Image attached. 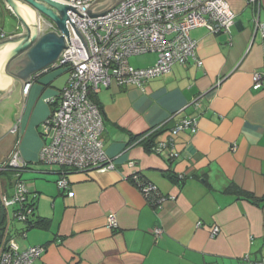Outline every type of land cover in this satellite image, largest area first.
I'll return each instance as SVG.
<instances>
[{"label": "crops", "instance_id": "0c3cea01", "mask_svg": "<svg viewBox=\"0 0 264 264\" xmlns=\"http://www.w3.org/2000/svg\"><path fill=\"white\" fill-rule=\"evenodd\" d=\"M117 1L99 0L97 8ZM228 2L236 16L230 35L203 28L191 33L203 67L194 61L175 65L143 89L113 85L97 96L105 126L101 139L116 169L72 173L69 192L58 187L61 169L39 159L50 143L43 124L57 108L69 74L48 69L20 83L24 107L0 138V166L18 146L28 165L21 179L36 203L33 220L44 224L15 229L16 208L12 218L9 208L2 209L4 239L20 251L44 246L34 264H264V89H252L254 75L264 76V38L255 35V19L264 23V0L257 17L245 0ZM51 25L46 32L56 31ZM154 64L150 60L145 67ZM193 117L197 133L173 138L179 160L154 153L152 142L168 141L180 121ZM136 172L175 199L161 209L149 206L129 180ZM14 183L12 173H1L0 194L12 195ZM111 214L118 229L107 226ZM156 228L163 230L160 239Z\"/></svg>", "mask_w": 264, "mask_h": 264}, {"label": "built area", "instance_id": "2783aa9c", "mask_svg": "<svg viewBox=\"0 0 264 264\" xmlns=\"http://www.w3.org/2000/svg\"><path fill=\"white\" fill-rule=\"evenodd\" d=\"M57 1L76 8L84 16L82 18L73 11L68 12L71 21L87 41L91 55L89 58L82 40L71 22H67L70 36L66 38V49L48 69H64L69 79L60 94L57 108L43 124V136L49 137L50 143L42 147L39 159L46 165L61 169L58 187L61 191L69 192L68 177L72 173L110 172L116 169L101 139L105 130L103 115L91 96L97 97L113 85L143 89L151 80L169 74L173 66H186L190 61L203 67V62L197 57L198 43L192 39V31L203 28L213 35H230L236 16L228 0H124L104 15L95 16L90 14V10L99 0ZM245 1L257 9V17L262 0ZM50 29H55L54 25ZM258 33L264 38V23L260 22L259 17L255 19V35ZM3 39H6V35L0 27V40ZM147 54L157 56L152 67L135 69L130 65L131 57ZM30 86L25 85V93H28ZM252 89H264L263 75H254ZM194 106L198 107V102ZM157 130L147 133L141 141L150 138ZM197 130V118L184 119L172 129L168 141H157L152 149L156 154L166 152L168 160L174 163L181 156L175 149L173 138L187 131L195 134ZM129 166L134 169L135 163ZM27 167L18 146L7 162L0 166V174L7 172L15 177L13 194H0V208L17 207L14 219L22 224L33 212L29 207V188L21 179ZM179 178L184 179L183 176ZM129 180L154 209H161L167 201L175 199L165 197L138 172ZM107 226L112 230L118 229L115 215H109ZM154 234L160 239L163 230L156 228ZM218 234L219 229H215L213 235ZM45 251L44 246L20 251L14 241L6 240L0 246V264H34ZM244 264L255 263L246 261Z\"/></svg>", "mask_w": 264, "mask_h": 264}, {"label": "water", "instance_id": "95a60500", "mask_svg": "<svg viewBox=\"0 0 264 264\" xmlns=\"http://www.w3.org/2000/svg\"><path fill=\"white\" fill-rule=\"evenodd\" d=\"M1 1L19 20L21 33L0 40V138L21 116L24 98L20 83L30 82L34 75L54 65L66 49V38L70 36L67 22H71L91 58L87 41L68 15L69 11H73L83 18L76 8L57 0ZM122 1L104 10H99L96 3L90 14L104 15ZM47 23L54 25L56 31L46 32ZM5 214L2 210V221Z\"/></svg>", "mask_w": 264, "mask_h": 264}, {"label": "rangeland", "instance_id": "374dc122", "mask_svg": "<svg viewBox=\"0 0 264 264\" xmlns=\"http://www.w3.org/2000/svg\"><path fill=\"white\" fill-rule=\"evenodd\" d=\"M0 27L3 28V32L5 33L6 38H10L11 35L17 34L19 31H21L19 20L4 5V3L1 0H0ZM150 60H155L156 62L157 56L152 54L135 56L129 59V63L135 69H143L146 68L145 66ZM13 211H14L13 207H10L9 218L13 217ZM12 224H13V228L15 229H20L22 227V223L19 222L18 223L13 222Z\"/></svg>", "mask_w": 264, "mask_h": 264}, {"label": "trees", "instance_id": "16d2710c", "mask_svg": "<svg viewBox=\"0 0 264 264\" xmlns=\"http://www.w3.org/2000/svg\"><path fill=\"white\" fill-rule=\"evenodd\" d=\"M61 70V69H60ZM60 70H58V71H60ZM91 98L93 99V101L98 105V107H99V109H100V105H99V103H98V101H97V97H95V96H91ZM100 111H101V109H100ZM152 137V136H151ZM145 141H147V140H145ZM145 141H143V142H145ZM156 145V142L154 141V142H152L151 143V149L154 147ZM41 162V161H40ZM42 163V162H41ZM42 164H44V163H42ZM44 165H46V164H44ZM49 166H51V165H49ZM56 167H58V166H56ZM59 168V167H58ZM27 169H28V167H27ZM61 171V170H60ZM4 174H7V172H5ZM11 174V173H10ZM141 174V173H140ZM13 175V174H12ZM142 175V174H141ZM14 177V176H13ZM146 179V178H145ZM148 181V180H147ZM150 182V181H149ZM153 184V183H152ZM29 199H30V197H29ZM29 207H31V209L33 210V212H32V214H31V216L27 219V222L24 224V225H26V227H27V230H30V229H33V228H37V227H40V226H42L43 224H44V221H42V220H39V219H37V220H33V217L35 216V211H36V203H35V201L34 200H29ZM16 208V212L18 211V208L17 207H15ZM1 208H0V221H1ZM15 212V213H16ZM16 221V220H15ZM17 222V221H16ZM7 239H4V229H2V228H0V246H2L3 245V243L6 241Z\"/></svg>", "mask_w": 264, "mask_h": 264}]
</instances>
